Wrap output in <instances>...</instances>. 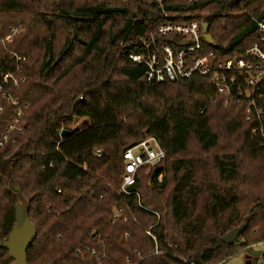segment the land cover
I'll use <instances>...</instances> for the list:
<instances>
[{
	"label": "trees",
	"instance_id": "1",
	"mask_svg": "<svg viewBox=\"0 0 264 264\" xmlns=\"http://www.w3.org/2000/svg\"><path fill=\"white\" fill-rule=\"evenodd\" d=\"M192 20L208 24L207 50L239 57L260 36L264 0H0V85L3 70L24 76L6 89L30 114L0 145V241L25 203L37 228L28 264H223L264 242V114L248 121L245 103L217 102L204 128L175 121L166 88L187 101L195 88L147 82L129 58L169 41L161 23ZM1 106L0 139L14 115L0 95ZM80 118L88 125L74 128ZM147 135L164 163L119 193L124 153ZM241 225L237 241L223 242ZM12 263L0 247V264Z\"/></svg>",
	"mask_w": 264,
	"mask_h": 264
},
{
	"label": "built area",
	"instance_id": "2",
	"mask_svg": "<svg viewBox=\"0 0 264 264\" xmlns=\"http://www.w3.org/2000/svg\"><path fill=\"white\" fill-rule=\"evenodd\" d=\"M260 31L258 40L245 50L244 55L221 59L213 51L206 49L203 24L198 20L187 23L165 21L158 27L160 38H169V41L158 45L148 53H132L129 58L136 63L146 66L147 82L155 83H190L191 87L203 93L204 108L208 111L211 104L220 102L226 106L230 103H245L247 120L252 121V111L258 120L264 114V107L258 99H264V22L257 21ZM19 28H13L12 34ZM12 41V35L2 40ZM17 63L26 59L23 50L14 53ZM16 71H21L18 65ZM25 77H17L15 71L3 70L0 95L14 108V115L1 135L0 145L15 142L13 133L23 132L28 125L30 114L15 99L7 86L18 87ZM209 89H213L220 98L208 96ZM26 107V106H25ZM3 107H0V111ZM264 137L263 126L259 128ZM257 132V128L253 129ZM62 138V137H61ZM96 155L102 152L96 150ZM166 157L165 150L158 141L147 135L141 142L132 146L124 153V171L119 193H130V186L134 185L138 171L143 167H154L163 164ZM158 178L162 179V173ZM60 191V190H59ZM118 214L116 215V217ZM115 217V218H116ZM258 244V243H257ZM255 245V244H254Z\"/></svg>",
	"mask_w": 264,
	"mask_h": 264
},
{
	"label": "water",
	"instance_id": "3",
	"mask_svg": "<svg viewBox=\"0 0 264 264\" xmlns=\"http://www.w3.org/2000/svg\"><path fill=\"white\" fill-rule=\"evenodd\" d=\"M208 24L203 23L204 38L213 43V37L208 33ZM70 134L69 129H62L60 136L62 138ZM16 191L19 190L17 185L14 186ZM17 222L10 234L4 241H0V247H4L9 251V256L13 259L12 264H28V248L33 243L37 236V228L33 224L29 216V209L27 205L23 202L17 204L16 209ZM245 230V225L238 226L229 232H227L223 237V242L227 244H233L238 240L241 233ZM247 254L254 258V264L257 262V258L262 254L260 249L253 247H248L246 249Z\"/></svg>",
	"mask_w": 264,
	"mask_h": 264
},
{
	"label": "rangeland",
	"instance_id": "4",
	"mask_svg": "<svg viewBox=\"0 0 264 264\" xmlns=\"http://www.w3.org/2000/svg\"><path fill=\"white\" fill-rule=\"evenodd\" d=\"M193 97H190L189 101L185 100L179 90H174L173 88H166V100L170 107L173 119L175 121H190L199 128H204L206 126L208 111L203 109L204 107V97L203 93L199 90L193 91ZM194 96L200 98L199 101L194 98ZM89 123L88 119L80 118L74 123V128H83ZM256 247L264 250V242L258 244ZM243 252L239 250L233 256ZM232 257V256H231ZM230 257V258H231ZM257 264V262H256Z\"/></svg>",
	"mask_w": 264,
	"mask_h": 264
},
{
	"label": "crops",
	"instance_id": "5",
	"mask_svg": "<svg viewBox=\"0 0 264 264\" xmlns=\"http://www.w3.org/2000/svg\"><path fill=\"white\" fill-rule=\"evenodd\" d=\"M263 242H260L258 244H261ZM258 244L253 245V248L260 249L256 247ZM261 250V249H260ZM262 254L258 256L257 258V264H264V250L262 249ZM223 264H254V258L247 254L246 250L243 252L232 256L228 260H226Z\"/></svg>",
	"mask_w": 264,
	"mask_h": 264
}]
</instances>
